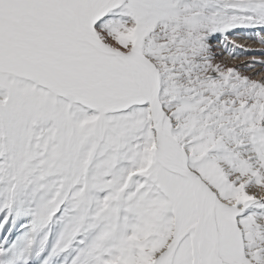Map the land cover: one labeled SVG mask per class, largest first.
I'll return each mask as SVG.
<instances>
[{
  "label": "snow or ice",
  "instance_id": "snow-or-ice-1",
  "mask_svg": "<svg viewBox=\"0 0 264 264\" xmlns=\"http://www.w3.org/2000/svg\"><path fill=\"white\" fill-rule=\"evenodd\" d=\"M264 0H0V264H264Z\"/></svg>",
  "mask_w": 264,
  "mask_h": 264
},
{
  "label": "bare ground",
  "instance_id": "bare-ground-1",
  "mask_svg": "<svg viewBox=\"0 0 264 264\" xmlns=\"http://www.w3.org/2000/svg\"><path fill=\"white\" fill-rule=\"evenodd\" d=\"M233 38L236 40L237 44L243 45L246 48L260 49L264 47L260 45L259 43L254 42L253 40L249 39L247 36L243 34H235ZM262 56H264V53L260 51H252V52H249L247 55H239L235 59H232L228 62L229 63H240L241 61H244V60H250L253 57L259 59ZM255 70L258 72H264V67H261L260 65H256Z\"/></svg>",
  "mask_w": 264,
  "mask_h": 264
},
{
  "label": "rangeland",
  "instance_id": "rangeland-1",
  "mask_svg": "<svg viewBox=\"0 0 264 264\" xmlns=\"http://www.w3.org/2000/svg\"><path fill=\"white\" fill-rule=\"evenodd\" d=\"M224 58H226L228 61L232 60V58H227L226 56Z\"/></svg>",
  "mask_w": 264,
  "mask_h": 264
}]
</instances>
